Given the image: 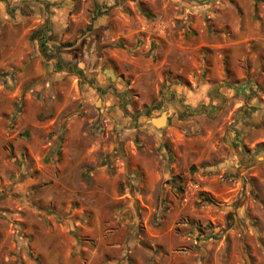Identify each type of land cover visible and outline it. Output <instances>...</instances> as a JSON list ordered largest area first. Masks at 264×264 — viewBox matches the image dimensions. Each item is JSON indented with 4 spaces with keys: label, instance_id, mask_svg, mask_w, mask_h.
<instances>
[{
    "label": "crops",
    "instance_id": "crops-1",
    "mask_svg": "<svg viewBox=\"0 0 264 264\" xmlns=\"http://www.w3.org/2000/svg\"><path fill=\"white\" fill-rule=\"evenodd\" d=\"M52 1L58 3L41 37L19 10V26L0 27V76L40 81L13 137L24 146L19 156L24 151L34 172L31 183L45 186L29 188L30 221L26 210L19 213L28 237L0 219V264H195L193 222L218 226L216 238L200 242L207 259L213 255L203 264L261 260L264 208L238 204V197L248 161L264 164L263 6L220 0L196 7L181 31L168 19L150 22L152 0H144L147 8L98 0L100 17L71 32L64 18L72 0ZM52 106L55 117L41 121V108ZM63 112L72 114L63 138L50 141L44 136ZM153 118L167 123L158 128ZM103 123L118 136L104 137ZM138 128L140 149L125 142V131ZM192 170L197 183L187 186L219 206L198 210L182 200L179 178Z\"/></svg>",
    "mask_w": 264,
    "mask_h": 264
},
{
    "label": "rangeland",
    "instance_id": "rangeland-1",
    "mask_svg": "<svg viewBox=\"0 0 264 264\" xmlns=\"http://www.w3.org/2000/svg\"><path fill=\"white\" fill-rule=\"evenodd\" d=\"M3 9V13L5 16V19H2V13H0V27L7 26L6 28L9 30L10 26L17 27L19 24L22 23L24 20L23 17L21 19L15 15V11L19 10V15L23 16H30L28 19V25L35 26L33 31V37L36 36L37 38L41 37L42 32L49 28L50 22L49 17L51 14L55 12L53 8L58 3L57 1L52 0H1ZM134 3H136L139 6H142V4H145V8H147V4L144 0H133ZM184 4H182L181 1H175L172 2L174 4L173 7H171V3H165L162 4V0H152V8L149 9V19L151 23L158 22L161 24V19H168L170 24H174L175 30H181L184 23H186V14H190L191 10L195 9L196 7H203L206 5L214 4L216 5V1L220 0H182ZM63 2V1H62ZM211 2V3H210ZM255 2L264 8V0H255ZM98 0H72V6L69 7V12L67 16L64 18L66 22L69 24V28H71V32L81 30V28L86 27V24L88 22H91V24L100 17L101 12L98 10ZM69 5H71L69 3ZM178 7L180 9H178ZM144 8V5H143ZM163 8V9H162ZM157 9V10H155ZM21 12V13H20ZM16 17V18H15ZM166 22V21H165ZM90 24V25H91ZM89 25V26H90ZM88 26V27H89ZM179 35L178 31L175 37ZM33 40V38L31 37ZM39 40V39H37ZM8 75V72H6ZM5 73L1 74L0 81H1V87H0V219H3L6 221L8 226L13 227L15 234H22L23 237H28L27 229L28 224L25 223L24 219H20V215H23L21 211L25 212L26 214L24 217H28V221H30L29 217V211L25 209L26 205H28L32 200L35 201V196H32L33 194L30 193L29 188H45L44 183L32 184L30 180V176L34 174V172H31V167L28 166L29 162L26 160V156L24 157V151L23 155L20 157L19 153L21 149H23V145H18L15 143L17 142L18 138L13 137L15 132L18 130L17 128V120L19 115L24 111L25 104L28 101V92L30 89H33L37 83L40 81H26L21 83V81L16 80L15 78H11V80H7V76ZM6 76V77H5ZM126 99V98H125ZM127 100V99H126ZM128 100H133V96L129 95ZM127 103V101H126ZM43 112L42 115H39V119L41 121H48L49 118H54L55 113L57 112L56 108H49V112L45 110L44 107L41 108ZM45 114V115H44ZM72 114L64 113L59 115V120L57 124V128L53 129L52 131L48 132V134L44 137H48L50 141H55L57 138L60 139V137L63 138V133L61 128H64L68 119L71 117ZM138 114L136 116V119H138ZM236 116V115H235ZM234 116V119H235ZM95 122L90 125L91 129H94ZM103 129H102V135L104 137H107L108 139H112L116 135L117 129H109V127L106 125V123H103ZM23 130V129H22ZM129 132L125 136V142H132L134 144L135 148H139L136 144V137L141 136L142 129L139 128L134 131H125ZM20 133V134H19ZM20 138L27 137V141L29 140V135H26V132H18ZM125 135V134H124ZM25 141V140H23ZM55 147V146H53ZM60 146H57V149H59ZM124 152H125V146H124ZM250 151V150H249ZM111 152V151H110ZM110 152H107L106 155H108ZM113 151L112 153H114ZM121 152V151H119ZM111 153V154H112ZM107 156H105L106 158ZM104 158V159H105ZM113 158V157H112ZM116 155H114V158L111 162V164L114 165L116 159ZM257 161V162H256ZM259 163V164H258ZM242 166V162L240 163ZM240 166V167H241ZM247 170L245 175L242 177L241 180V191L239 192L238 197V204L239 202L246 200L253 202L256 206H259L260 210H263L264 208V164L260 163V160L252 159L251 162L248 161ZM194 171H191L192 177H180L177 188V193H179L180 197L182 196V200L186 201L185 203L193 202L194 205H197L198 210L210 209L212 207L213 203L214 205H218V201H213L209 198L208 195L203 193L202 191L196 190V188H193L192 186H187L188 183L193 182L197 183L196 179L193 176ZM195 180V181H194ZM74 181V179H73ZM77 181V180H76ZM235 181V179H233ZM125 184L124 182H121V184ZM21 188L22 191H21ZM25 188V190H24ZM121 188H125L124 186H121ZM196 190V191H195ZM188 192V199L184 200V197H187ZM41 195V201H44L45 196L43 194H36V196ZM186 195V196H184ZM245 196V197H244ZM40 201V200H39ZM46 201V200H45ZM42 203V202H41ZM243 203V205H244ZM250 210H253L251 205L252 203H249ZM58 204L56 203V206H54V210L60 211L61 209H58ZM214 208V207H213ZM205 211V210H204ZM244 219V217H243ZM246 223V222H245ZM244 223V224H245ZM247 224V223H246ZM192 225L195 227L199 226V234L197 236V243L198 249H197V255L194 257L196 263L195 264H203L207 260L211 261L213 259V255L210 256V259L208 256L202 253L201 247L203 243H200L202 240H206L207 238L215 237L216 235L213 234L215 231V228L218 226L210 223V224H204L201 225L198 222H193ZM257 226V225H256ZM255 226V227H256ZM262 229L264 227V224L258 222V228ZM20 229V230H18ZM259 229V230H260ZM261 233H264V229L260 230ZM264 243V240H262ZM27 247L29 248V242L26 243ZM264 253V250H263ZM144 259H147L146 256H143ZM250 263L251 264H264V257L259 260L256 256L250 255ZM125 261V260H124ZM126 262V261H125ZM153 263L154 260H153ZM241 263H243L241 261ZM125 264V263H123ZM127 264H131L129 261H127ZM194 264V263H190Z\"/></svg>",
    "mask_w": 264,
    "mask_h": 264
},
{
    "label": "water",
    "instance_id": "water-1",
    "mask_svg": "<svg viewBox=\"0 0 264 264\" xmlns=\"http://www.w3.org/2000/svg\"><path fill=\"white\" fill-rule=\"evenodd\" d=\"M152 121L154 122V124L158 127V128H162L163 126L166 125V119H159V118H153Z\"/></svg>",
    "mask_w": 264,
    "mask_h": 264
}]
</instances>
